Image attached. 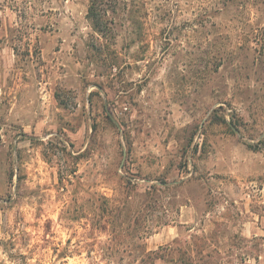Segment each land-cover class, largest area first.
<instances>
[{
  "label": "rangeland",
  "instance_id": "374dc122",
  "mask_svg": "<svg viewBox=\"0 0 264 264\" xmlns=\"http://www.w3.org/2000/svg\"><path fill=\"white\" fill-rule=\"evenodd\" d=\"M90 8L0 0V264H264V0Z\"/></svg>",
  "mask_w": 264,
  "mask_h": 264
},
{
  "label": "trees",
  "instance_id": "16d2710c",
  "mask_svg": "<svg viewBox=\"0 0 264 264\" xmlns=\"http://www.w3.org/2000/svg\"><path fill=\"white\" fill-rule=\"evenodd\" d=\"M103 4V0H91V8H90V19L93 22L99 23V15H98V7Z\"/></svg>",
  "mask_w": 264,
  "mask_h": 264
},
{
  "label": "crops",
  "instance_id": "0c3cea01",
  "mask_svg": "<svg viewBox=\"0 0 264 264\" xmlns=\"http://www.w3.org/2000/svg\"><path fill=\"white\" fill-rule=\"evenodd\" d=\"M254 225L255 224H252L251 227L249 228L248 230L249 235L245 231H243V235L246 236L247 238H251L252 236H258V233H256L257 230H260L259 232H263V230H261L259 226L255 228ZM163 244H165V242ZM163 244H160V246H162Z\"/></svg>",
  "mask_w": 264,
  "mask_h": 264
}]
</instances>
